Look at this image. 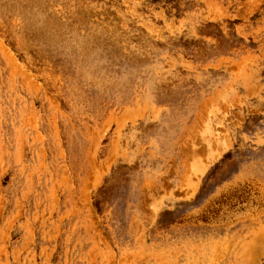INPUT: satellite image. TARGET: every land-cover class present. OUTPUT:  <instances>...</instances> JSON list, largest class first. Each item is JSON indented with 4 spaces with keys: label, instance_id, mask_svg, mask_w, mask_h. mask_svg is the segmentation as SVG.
<instances>
[{
    "label": "rangeland",
    "instance_id": "obj_1",
    "mask_svg": "<svg viewBox=\"0 0 264 264\" xmlns=\"http://www.w3.org/2000/svg\"><path fill=\"white\" fill-rule=\"evenodd\" d=\"M0 264H264V0H0Z\"/></svg>",
    "mask_w": 264,
    "mask_h": 264
}]
</instances>
